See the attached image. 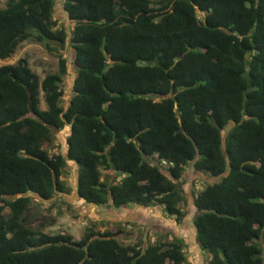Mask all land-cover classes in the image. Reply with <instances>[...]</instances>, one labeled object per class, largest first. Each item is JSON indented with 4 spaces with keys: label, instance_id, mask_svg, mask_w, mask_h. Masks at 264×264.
I'll return each instance as SVG.
<instances>
[{
    "label": "trees",
    "instance_id": "trees-1",
    "mask_svg": "<svg viewBox=\"0 0 264 264\" xmlns=\"http://www.w3.org/2000/svg\"><path fill=\"white\" fill-rule=\"evenodd\" d=\"M60 1L68 24L54 0L0 6V58L31 39L67 45L73 70L65 99L61 53L41 77L25 57L0 64V264L184 261L177 235L122 243L120 227L75 238L33 226L30 193L66 192L67 160L84 201L158 205L175 223L186 166L218 176L190 200L205 264H264V0ZM65 125L64 152L50 151Z\"/></svg>",
    "mask_w": 264,
    "mask_h": 264
},
{
    "label": "rangeland",
    "instance_id": "rangeland-1",
    "mask_svg": "<svg viewBox=\"0 0 264 264\" xmlns=\"http://www.w3.org/2000/svg\"><path fill=\"white\" fill-rule=\"evenodd\" d=\"M2 5L3 0H0V6ZM52 17L55 18L57 25L60 22L68 24L60 0H54ZM59 53L66 57L67 72L61 82L63 97L66 99L67 95L70 94L73 72L71 51L67 45L64 48H59L58 51H48L39 42L23 39L9 56L0 58V64L12 63L18 57H25L29 67L41 77L45 72L56 70ZM228 126L229 124L222 128V133L226 131ZM66 132L67 125L54 133L55 139L52 140L51 145L48 147L50 151L60 150L61 153L64 152V136ZM190 164L186 166L185 172L181 175L183 176L181 185L187 202L185 204L186 208L184 207L185 214L180 223H175L172 216L166 215L158 205L128 204L114 207L107 204H92L77 196L75 197L76 166L71 160H67L64 172L60 176L67 185L68 189L66 192H59L46 200L30 193L29 212L33 218V226H38V222H44L41 226L42 230L47 232H68L75 238L79 237L84 229L90 226L98 229L120 227L122 232L119 235V240L122 243L136 241L145 243L146 239L150 237L154 241L155 237L157 239H170L171 236L177 235L181 236L184 241L181 250L185 259L182 264H205L208 259L207 251L202 248L199 249L194 240V228L190 220L193 208L190 200L193 192L203 187L206 182L217 179L218 176H209L194 171ZM108 175L109 172L107 170H101L100 177ZM5 210L7 208H3V211Z\"/></svg>",
    "mask_w": 264,
    "mask_h": 264
},
{
    "label": "built area",
    "instance_id": "built-area-1",
    "mask_svg": "<svg viewBox=\"0 0 264 264\" xmlns=\"http://www.w3.org/2000/svg\"><path fill=\"white\" fill-rule=\"evenodd\" d=\"M149 241H150V242H152V241H153V238H152V237H150V238H149Z\"/></svg>",
    "mask_w": 264,
    "mask_h": 264
},
{
    "label": "water",
    "instance_id": "water-1",
    "mask_svg": "<svg viewBox=\"0 0 264 264\" xmlns=\"http://www.w3.org/2000/svg\"><path fill=\"white\" fill-rule=\"evenodd\" d=\"M75 197L77 196L76 191H74ZM78 197V196H77ZM80 198V197H79Z\"/></svg>",
    "mask_w": 264,
    "mask_h": 264
},
{
    "label": "crops",
    "instance_id": "crops-1",
    "mask_svg": "<svg viewBox=\"0 0 264 264\" xmlns=\"http://www.w3.org/2000/svg\"><path fill=\"white\" fill-rule=\"evenodd\" d=\"M194 230V229H193ZM195 240V239H194ZM196 245H197V243H196ZM198 246V245H197Z\"/></svg>",
    "mask_w": 264,
    "mask_h": 264
}]
</instances>
